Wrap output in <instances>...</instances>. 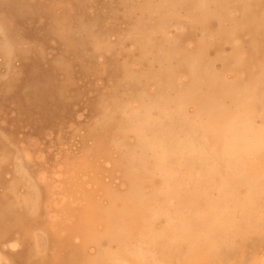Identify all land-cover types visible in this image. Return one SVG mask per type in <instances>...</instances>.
<instances>
[{"label": "bare ground", "instance_id": "obj_1", "mask_svg": "<svg viewBox=\"0 0 264 264\" xmlns=\"http://www.w3.org/2000/svg\"><path fill=\"white\" fill-rule=\"evenodd\" d=\"M0 13L33 45L0 66V264H264V0Z\"/></svg>", "mask_w": 264, "mask_h": 264}, {"label": "clouds", "instance_id": "obj_2", "mask_svg": "<svg viewBox=\"0 0 264 264\" xmlns=\"http://www.w3.org/2000/svg\"><path fill=\"white\" fill-rule=\"evenodd\" d=\"M33 45L15 33L13 22L3 13H0V66L7 71H15L20 75L19 61L22 56L30 54ZM237 148V143L233 139L225 142L223 153L225 156L231 155ZM235 208H211L210 212L215 213L218 219L226 220ZM161 218L160 213H154L149 219V225ZM167 225L172 226L177 223V217L172 214H166L163 217ZM149 255L145 246L140 245L137 248L136 258L144 261Z\"/></svg>", "mask_w": 264, "mask_h": 264}]
</instances>
